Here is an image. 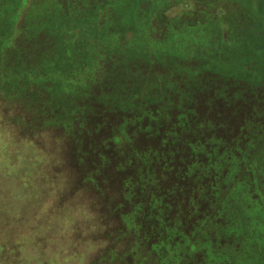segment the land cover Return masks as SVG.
Wrapping results in <instances>:
<instances>
[{"label": "rangeland", "instance_id": "obj_1", "mask_svg": "<svg viewBox=\"0 0 264 264\" xmlns=\"http://www.w3.org/2000/svg\"><path fill=\"white\" fill-rule=\"evenodd\" d=\"M21 1L0 0V264H203L205 249L211 259L208 249L217 247H209L211 238L203 235L201 230L197 232L194 225L199 224L200 215H207V219L213 216V211L207 209L210 199L198 193L203 191L202 196L206 195V189L216 180V172L215 169L205 174L198 170L192 174L186 172L194 163L203 168L210 162L205 156L210 151L205 149V155H193L192 143L208 142L212 138L224 146L236 137L246 138L255 133L256 129L250 131L244 124L251 122L256 126L253 120L259 123L264 113V61L250 56L254 60L242 66L240 77L228 71L229 80L206 76L190 82L186 71L196 69L195 59L201 52L225 62L222 51L225 44L220 45L213 22L220 24L221 36L227 39L226 43L231 37L237 41L246 29L254 32L261 26L258 25L264 16V5L260 7L259 4L261 0H147L139 4V14L149 10L151 14L147 23L148 51L159 48L170 54L172 48L174 53L186 52V60L180 62L179 71L166 68L152 56L149 57V68L136 69L135 75H139L133 79V89H140L137 83L143 85L147 78L157 79L165 85L164 98L159 97V105L155 103L158 106L146 104L153 97L146 100L144 94L139 101L130 104L120 92L105 85L104 78L115 72L122 62L121 55L125 51L128 53L127 43L140 45L144 38L137 34L135 24L129 29L127 41L118 28L110 29L116 36L108 43L95 42L92 62L86 65L90 71L79 77L67 75L66 80L70 79L67 86L51 91L54 88L51 79H45L48 76L44 70L32 75L33 64L25 58L26 52L33 47L34 37L42 38L46 29L48 32V28L54 29L53 25H47L49 19L46 16L37 14L42 9L39 5L47 0H28L27 8L21 7ZM184 1L190 3L188 7L183 5ZM55 3L53 17L71 18L77 36L75 40L82 39L85 28L81 27L80 21L91 10L94 0H55ZM2 13H6V18L2 19ZM13 14H17L16 22L11 24ZM117 15L107 9L101 22L116 20ZM246 20L248 25H244ZM193 23L202 31L196 41L191 40L186 45L190 33L176 42L168 41L173 31H181L186 24L191 26ZM57 36L58 39L59 34ZM234 80L260 84L256 87L258 92L250 97L254 89L249 91L232 84ZM147 88L150 87L145 84L143 90L135 93L139 97V93L146 92ZM105 89L109 91L104 93ZM107 96L113 101L105 100ZM97 98L103 102L100 107L96 104ZM125 105L135 110L127 112ZM103 110L107 113L102 114ZM108 111L123 114L124 122L120 125L123 131L136 135L139 130L142 131L140 134L146 135L136 141V147L140 149L134 154L136 161L132 167L139 164V154L143 152L142 162L150 164L151 177L149 181L148 170L142 165L135 184L144 188L149 182L148 191L156 192L174 182L171 190L169 186L165 188L166 198L158 197L164 202L168 217L166 220L158 218L162 230L154 233L155 240L150 237L152 231L143 230V226L126 215L129 182L125 180L123 184L122 172L118 169L130 158L125 161L124 155L115 157L111 148L102 147L112 132L102 128L103 121L97 124L102 130L93 131L96 122L104 116H107L109 126L113 122L118 124L120 117ZM143 118L149 119L144 123ZM136 120H140L139 124ZM189 127V131L182 132ZM148 131L154 133L155 138L150 139ZM262 131L260 127L256 130L262 142L259 151L264 150V132L258 134ZM127 137L126 133L111 135L109 141L113 146L124 147ZM167 138L169 140L165 142ZM233 148L236 150L231 151L233 155L243 157L248 153L239 146ZM217 151L226 153L224 148ZM149 153L152 158L147 155ZM262 155L259 152L257 157ZM165 163L169 164L167 170L163 167ZM250 181L249 175L242 178L245 185ZM212 195H217V191ZM138 198L141 210H147L148 195L140 192ZM253 202L248 201V205ZM260 202L264 204V201ZM217 204L214 202L211 207L215 210L213 206ZM235 217L231 226L235 224L237 231L250 226L247 221L241 222ZM259 224L264 227L263 213ZM204 226L200 225L202 229ZM167 230L172 237L164 235ZM255 235L260 236L255 251L248 256L241 255V246L237 250L239 256L228 258V264H264V231ZM156 244L165 245L169 252L160 257V247H154ZM222 251H225L224 247L217 253L219 260H223ZM211 262L220 264L217 259Z\"/></svg>", "mask_w": 264, "mask_h": 264}, {"label": "trees", "instance_id": "obj_2", "mask_svg": "<svg viewBox=\"0 0 264 264\" xmlns=\"http://www.w3.org/2000/svg\"><path fill=\"white\" fill-rule=\"evenodd\" d=\"M27 1L28 0L21 1L22 8H27ZM142 1L148 2L147 0H94V3L90 5L91 10L87 12L85 17L81 18V27H84L85 29L82 33V39H80L79 41L75 40L77 36L74 35L76 34L74 31L75 27L74 22L71 18H69L68 16L61 18L60 16L55 18L53 17L54 9L57 7L55 0H47V3H42L41 6L39 5L38 7L39 9H42L41 11H37V14H39V16H46L49 19L47 21V25H53L54 29L48 28L49 32L46 29L44 31L45 34L42 38H37V36H35V42H33V47L29 49L28 52H26L27 54H25V58H27V61L29 63L33 64V73L31 74L35 75V72L42 73L44 70L45 75L47 74L48 76L45 77V79H51V85L54 88L50 89L51 91L60 88H65V86H67L68 82L70 81V79L66 80L67 75L70 74L71 77H79L83 75V73L90 71L88 66L86 67V65L89 62H92L91 58L94 56L93 53L95 50L94 44L97 40L107 41V43L110 42V40H114L116 33L114 31L111 32L110 29L113 30V28H118L123 34V38H126L124 39V41H127L129 37L128 33H130L129 29L135 24L138 27L139 31L137 34L143 36L144 38L141 39L142 41L140 45H138L137 42L127 43V45L130 47H128V53L127 51H125V54L123 53V55H121L122 62L118 67L119 69L117 68L115 72L111 74V76L104 78L105 85L107 86L106 88H109L110 90H115L116 88V91H119L123 99H126L127 102L130 104H134V102L139 101L142 98L141 95L144 94L145 96L143 98L146 97V100L149 98V96L153 97V100L150 99V103H147L146 101V104H154V106H158L159 103L157 102L160 101L159 97H161L162 99L164 98V91L166 89L165 85L163 86L161 82H159V80L153 78V82L148 85L150 88H147L146 92L141 91L138 97V94H136L135 91L140 92V90H143L142 86L148 84L150 78H147L146 81L144 80L145 84L143 85L142 83H137V86H140V89H133L135 87L133 86V79L135 77L137 78V76L139 75H135L137 73L136 69L141 68L144 70L145 68H149V60L151 59H149V57L152 56L156 58L155 60H158V62L161 63L163 66H166V68L171 67L172 69H176L179 71L181 70L180 62L186 60V52L183 51L179 53H174L175 50L173 51L172 48L170 49L172 52H170V54H167L166 50L162 51L159 48L152 50V52L148 51L147 40L149 39L148 37L150 36V34L148 33L149 24L147 23L151 14L150 10L146 13L144 12L139 14V4ZM189 4L190 3L188 1L183 2V5L187 7L189 6ZM123 5H126L129 9V12H126L124 15L122 8ZM47 9H49V13L46 12L45 14V11ZM107 9H112L114 14H118L117 18L116 20H111V22H101V16ZM16 15L17 14H13L10 17L11 21L9 22H11V24L13 22H16ZM3 18H6V13H2V19ZM57 18L59 19L56 20ZM261 19V23H258V25L261 24V26H258L259 28L257 27L254 32H249V28L245 30V33H248V40L246 42L247 46L246 49L240 52L239 57L241 58L236 60V63L234 64H231L230 59L228 57L232 54V50L236 49V46L238 44H243L242 40L247 38L241 35L239 36L240 38L236 41L235 37H231V39H229L228 41L229 43H226L227 39L221 36L222 34L220 24L217 23V21L213 22L214 29L217 30L216 32L220 36L218 38L220 45L225 44L224 46L228 47L227 49L229 50L228 52L225 51L226 49L222 50L225 51L224 53H226L225 62L218 61L216 57H209L205 53L202 54L201 52V54H199L195 59L197 63L196 69L186 71V73H189V76L187 78L191 79L190 82L196 81L198 78L205 79L206 76H212L217 78L227 77V79L229 80V77L227 76L228 71H231L240 77V71H242V66L244 67L245 65H247L250 60L253 61L254 59L252 58H254L255 55L256 57H258L261 54H264V48L261 47L262 45H264V37H262V35L264 34V16H262ZM27 22L29 21L27 20ZM59 23H61L60 26ZM192 25L190 26L186 24L184 28L181 29V31H173L171 33V38L168 41L171 43L173 41L176 42L180 39L181 36H184L189 33L191 34V37L186 45L191 43V40L196 41L197 39L195 38H197L199 36V33L202 31L198 27H196L194 23ZM244 25H248L247 20L245 21ZM58 34L59 38L57 39ZM2 44H4V39L2 41ZM139 46L140 48H138ZM183 47V49L186 48V46ZM249 55H252V58H250ZM232 68L233 70H231ZM182 70H184L183 67ZM43 81L46 82V80ZM237 81L238 82L235 81L232 84L235 83L240 87H246L249 91L250 89H255L260 85L248 84L245 81ZM108 91H106L105 89L104 93ZM95 94L94 96H96ZM76 96L79 97L78 93L76 94ZM107 97L105 98V100L108 99ZM155 103H157L158 105H156ZM96 104L100 107L102 106L103 102L98 99L96 101ZM125 107L127 108V112L135 110V108L128 105H125ZM108 112L111 113L113 111ZM105 113H107V111L103 110L102 114ZM260 152L261 154H264V150ZM258 205L259 212L252 214V216L250 215V218H247L245 220L240 217L241 214L238 211L235 214L241 222L247 221V223H250V226H247L248 228L246 230L237 231L236 228H234L235 224L230 226L231 231L238 232L243 237L244 241L249 242L251 238L256 239L257 243L260 242V236L258 237V235H255V233L262 234V231H264V227L259 224L260 217L262 213H264V204L260 203ZM242 206V210L245 211L246 208H248V210L246 211H251L250 207L248 206V203L247 205L243 204ZM258 207L256 206V208ZM235 221L236 220H234L233 218L232 222ZM247 233H250V235L248 236Z\"/></svg>", "mask_w": 264, "mask_h": 264}, {"label": "flooded vegetation", "instance_id": "obj_3", "mask_svg": "<svg viewBox=\"0 0 264 264\" xmlns=\"http://www.w3.org/2000/svg\"><path fill=\"white\" fill-rule=\"evenodd\" d=\"M260 7L261 5H264V2L261 0L260 1ZM217 31V30H216ZM168 54V53H167ZM247 75V74H246ZM247 77H250V74L247 75ZM254 77V76H252ZM257 76H255L254 82L257 80L256 79ZM252 81V80H251ZM253 82V81H252ZM117 89L115 88L114 91H116ZM261 89L259 88V91ZM119 92V91H117ZM254 94L250 95V97H253L256 95V93L258 92V90L255 88L254 89ZM120 96V95H119ZM119 96H117L116 99L119 98ZM150 97V96H149ZM108 101H113L110 96L107 97ZM117 102V101H116ZM147 103H150L147 100ZM177 111V110H176ZM263 113V112H262ZM260 113V114H262ZM110 114L112 115H116L119 118V122L116 125V123L113 122L112 126H109V124H107L109 121L107 120L108 118H106L107 116H104L103 119H100L99 122L97 121L93 131L99 132L102 129H99L97 124L102 123L103 121V129H110L112 130V132H110V134L108 135V138L106 140H108L107 144L105 143L104 145H102L103 148L109 147L111 148L110 151L114 152L115 157L116 156H120L122 157L123 155L125 156V161L127 160V158L129 157L130 160H127L123 165L124 167L118 169L119 172L121 173L122 176V180H123V184L124 183H128L127 186V193H128V200L126 201V215H128L127 217L129 218V220L135 221L137 224H140L142 227V229L146 231H152L151 233H153L152 236H150L152 238V240L156 239L157 236H154V233H156L157 231L160 230L159 224H158V218H165V220L167 219V210L166 207L164 205V202L160 199H158V197L160 198L161 196H163L164 198H166L165 196V188L169 186V189L171 190L173 187L171 186L172 183L174 182H169V185L166 184L162 190L160 191H156V192H151L148 191V184L146 185V187L141 188L140 186L135 184V181H137V176H138V169L140 168V166L143 165L144 168H146L148 171V180L150 181V177H151V172H150V164L145 165L142 162V158L144 159V155L143 152L141 154H139L140 156V162L139 164H137L136 166L132 167V165L135 163L136 159L134 157V154H136V150L140 149L139 147H136V141L139 140V137H146L145 134H140L139 130H136V135L132 134L131 131H123L124 128H120V125L124 122V120L121 118L122 117V113L120 111L118 112H111ZM185 115V114H183ZM187 118V117H186ZM255 119H258V117H256ZM148 119L143 118L141 121L142 122H146ZM140 121V120H139ZM139 121L136 120V124H139ZM159 122V121H158ZM253 122H255L256 126H252L250 123H245L244 126H246L245 128H249L250 131L253 129H258L259 127L263 130L262 132H259L258 134H262L264 132V113L261 115V120H259V123H257L256 121L253 120ZM143 123V124H144ZM104 124H107L104 126ZM109 126V128H108ZM250 126H252V129L250 128ZM134 127V126H133ZM143 131H145V129L142 128ZM173 129H171L172 131ZM190 127L182 132L185 131H189ZM255 130V133L252 136H248V137H243V136H239L238 138L236 137V139L234 138V141L229 143L226 142L224 146H220V144L215 140L210 138L208 140V142L204 141L202 143L198 142L195 143L193 142L192 145L193 146V155H201L200 153H204L205 149H208L210 151L209 155H205L207 157V162H209V166L205 165V167L201 168L202 166H195L194 163L192 168L186 170V172H188V174H192L194 172L201 171L203 174H205V172L208 170H214L216 172V180L214 182V184H211V186H209V188H207V193L204 196L203 195V191H200L198 194L201 197H206L209 198L210 200V204L209 207L207 208L208 210H212L213 211V216L209 217L207 219V215H200V218H198V223L197 225H194L197 227V232H199L200 230L204 233L203 235H206L208 237L211 238V245L209 247H213L216 246L215 248L217 249H208V253L210 254L211 259H208L209 257L207 254V249L203 250V254H202V261L203 264H213L211 261L213 260V262H215V259H217L218 261H220V264H228L227 259L228 258H237L239 255L237 254V250L239 247L243 246V251L241 253V255H249L251 252H254L257 244L256 241H244L243 237L235 231H231V224H232V220L235 217L236 212L238 211L241 215L240 217L245 220L247 218H250V215L252 216V214H255L257 212H259V205L261 202L260 201H264V154L260 157L259 156V146H261V140L259 139L260 137L257 135V132ZM115 131V132H114ZM153 132H155L156 130L152 129ZM249 131V132H250ZM248 132V133H249ZM128 136L127 139L125 138L124 140L127 141V145H125L123 147V145H117L115 144L114 146L110 144V136L113 135L118 136L119 134H125ZM145 133V132H144ZM181 132H179L177 138L179 137ZM214 135V134H212ZM124 136V135H123ZM211 136V135H210ZM215 136V135H214ZM149 138H155L154 137V133H150L149 132ZM174 139L176 137H173ZM176 138V139H177ZM169 138H167L166 141H168ZM118 142V139L116 140ZM122 140L120 139V142ZM249 141V143L247 145V142ZM214 144V145H213ZM234 146H239L241 147L243 150L247 149L248 153L241 157L239 156V154L237 155H233L231 153V151H236L233 147ZM222 149L224 148L226 153H219L217 151V149ZM175 151V150H174ZM174 151H173V155H174ZM152 158V153L147 154ZM219 158L218 161H216L215 159ZM257 160V162H255ZM216 161V163H215ZM122 162H124L122 160ZM206 162V163H207ZM205 163V164H206ZM212 163L214 165V167L212 166ZM257 164V166L255 165ZM129 166H131L129 168ZM169 164L165 163L163 165V167L167 170L168 169ZM125 168V169H124ZM125 174V175H124ZM201 175V174H200ZM244 175H249L250 176V183L248 185H245L242 183V178L244 177ZM126 180V182H125ZM171 180L173 181V179L171 178ZM212 190H211V188ZM132 190V191H131ZM209 190V191H208ZM217 191V195H212L213 192ZM146 193L148 195V199H150V204L148 205L147 210L142 211L141 210V206L140 204L138 205V203L140 202V199L138 198L139 193ZM156 196V199L154 200L152 197ZM155 198V197H154ZM160 200V201H159ZM248 201H254L252 203V205H248L250 207L249 212H247L246 210H242V205L248 203ZM214 202H218L217 205L213 206L215 208V210L211 207V205L214 204ZM256 206L258 208H256ZM252 208V209H251ZM263 211V210H262ZM162 213V215L160 214ZM125 214V213H124ZM264 214V213H263ZM207 219V220H206ZM206 220V221H205ZM205 221L203 224H201V222ZM204 228L202 229L200 227V225H204ZM166 226V225H165ZM206 228V229H205ZM159 229V230H158ZM162 230V229H161ZM160 230V231H161ZM255 232V231H254ZM159 233H163V232H159ZM260 234V233H259ZM159 235V234H157ZM164 235H169L170 237H172L171 234H169L168 230L166 232H164ZM259 237V236H258ZM171 240V239H170ZM167 243V242H165ZM155 244V243H154ZM154 247H160L159 248V256L160 257H164L165 253L169 252L168 250H166L167 247H165V245H161V244H156V246L154 245ZM224 247L225 251H222V258L223 260H219V257L217 256V253L221 250V248ZM251 247V249H250ZM207 248V247H206ZM166 250V251H165ZM201 261V262H202Z\"/></svg>", "mask_w": 264, "mask_h": 264}, {"label": "water", "instance_id": "obj_4", "mask_svg": "<svg viewBox=\"0 0 264 264\" xmlns=\"http://www.w3.org/2000/svg\"><path fill=\"white\" fill-rule=\"evenodd\" d=\"M123 15L126 13V12H129L128 10V8H127V6L126 5H123ZM241 35H243V36H245V38H247V36H248V33H242ZM250 38V37H249ZM247 40H248V38L247 39H244V40H242L243 41V44H241L240 43V45L238 44L237 46H236V49H233L232 50V54L228 57L229 59H230V62H231V64H234V63H236V60H238L239 58H241V57H239L240 56V52L241 51H243L244 49H246V46H247V44H246V42H247ZM240 42V41H239ZM245 42V43H244ZM228 47H226V46H224V49H226L225 51H229L228 49H227ZM224 51V52H225ZM223 55L224 56H226V53H223ZM253 55V54H252ZM252 55H249V56H252ZM256 59H259V60H262V61H264V54H261L260 56H258V57H256V55L254 56ZM249 59V58H248ZM221 69V68H220ZM233 69V68H232ZM231 69V70H232ZM222 70V69H221ZM153 81V79H150L149 80V82H148V85H150V83Z\"/></svg>", "mask_w": 264, "mask_h": 264}]
</instances>
